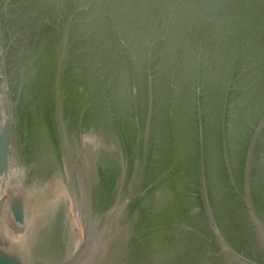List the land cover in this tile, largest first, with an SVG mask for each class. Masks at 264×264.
Returning a JSON list of instances; mask_svg holds the SVG:
<instances>
[{"label": "water", "instance_id": "water-1", "mask_svg": "<svg viewBox=\"0 0 264 264\" xmlns=\"http://www.w3.org/2000/svg\"><path fill=\"white\" fill-rule=\"evenodd\" d=\"M0 264H264V0H0Z\"/></svg>", "mask_w": 264, "mask_h": 264}]
</instances>
